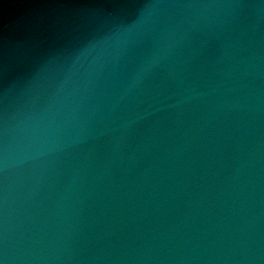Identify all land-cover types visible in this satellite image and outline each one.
Returning a JSON list of instances; mask_svg holds the SVG:
<instances>
[{
	"label": "water",
	"instance_id": "95a60500",
	"mask_svg": "<svg viewBox=\"0 0 264 264\" xmlns=\"http://www.w3.org/2000/svg\"><path fill=\"white\" fill-rule=\"evenodd\" d=\"M121 2H127V11L124 13V18H127L124 27L127 29L130 24L136 23L139 14L132 11L133 0H121ZM144 2H151L149 6L156 10L160 7V4L153 0H144ZM120 6L118 4L116 10ZM167 12L162 8L160 17L166 20V16L170 13ZM154 21L159 22L160 19L154 18ZM202 23L201 20L200 22L193 20L190 28L189 26L185 28L184 40L183 36L180 40V35L174 30L172 40H175V43L166 46L158 42L162 49L158 48L155 55L154 53L147 55L146 47L148 48L152 39L144 37L139 32L135 35L138 41L142 42L143 47H140L141 44L136 45L132 37L125 36L122 40L113 38L112 44L121 51L123 46V51L125 49L130 52L137 51L139 47L146 52L140 51L139 57L144 58L140 59V64L138 63L140 61L136 60L126 62L130 67H123V59L117 57L119 55L111 50H108L103 59L96 60L97 57L91 53L84 56L81 55V50L80 53L75 50L72 52L74 48L76 49L75 46L69 47L71 51L68 49L64 51V43L59 44L62 48L61 54L52 56L50 53L54 50L29 48L20 60L19 67L15 68L12 65L7 67L5 66L7 61L3 64L4 66L0 68V99L5 97L9 102L0 100V222L15 224V219L12 217H17L23 222L20 226L24 228L27 226L24 234H20L23 240L13 236L17 232L0 234V260L4 264H103L102 257L96 254V250L103 254L102 252L110 247L116 250V255H121L124 261L125 253L129 254L130 257L123 264H264V149L254 146L258 137L257 132L264 134V114L261 115V119L255 118L253 101L250 107L244 101L243 110H238L235 103L236 97L251 101L256 87L250 85L249 93L242 88L236 89L237 93L243 95L238 94L231 98L233 95L226 88V80L229 78L223 75L228 70L230 72L235 65L229 61L227 66L225 60L216 63L211 71L213 74L208 76L213 79L217 77L218 82L206 77L209 82L212 81L213 86L203 88L199 93V96L218 93L219 100L223 103L221 109L217 108L214 102L202 101V106L215 113L214 118L223 117L230 122L235 128L237 138L250 132V147L241 150L242 153L235 152L233 148L232 157L226 149V146L231 144L228 134L227 137L219 138L210 134L207 140H204L207 135L201 136L202 132L191 130L190 126L177 132L178 130L174 128L178 123L176 124L173 119L164 121L160 127H157L158 129L153 127L154 122L150 121L151 118L153 120L157 118L151 108H148L150 103L155 105V102L147 97V91L154 88L149 82L156 75L157 69L167 63L173 66V57L178 56L185 57L189 65H193L188 50L195 47L202 48V54H198L197 59L208 55L207 51L212 45L210 40L202 42L200 39L202 36L194 38ZM160 27L158 25V28ZM183 47L185 50H182ZM252 52L254 51L248 52L250 56L254 55ZM127 55L128 52H124V57ZM132 56L136 57L133 54ZM248 61L250 67L252 66L250 74L257 75L258 67L254 59ZM191 71L190 69L189 73ZM190 77L196 78L197 73H191ZM249 79L252 81L251 78ZM252 82L253 85H257L255 81ZM14 90L21 94L23 104L20 108H15L14 104H11V98H8ZM127 91L130 93L122 96V93ZM41 96L45 100L40 105ZM119 100L122 103H119ZM144 100L145 103H150L142 104ZM30 105L32 107L37 105V111L29 112ZM192 108L198 110L195 106ZM137 114H144L142 120ZM126 115L129 116L130 122H127ZM198 115V119L202 120L204 114L198 113ZM231 117L238 121L239 129L235 123H232ZM15 119L22 121L23 124L16 123ZM71 120L78 125L76 134L73 132L74 126ZM195 122L199 123L197 118ZM244 123L246 126L242 125ZM250 124H258L259 128L248 129ZM67 128L74 136H67L61 140V135L66 134ZM157 133L162 135L161 138L165 143L157 139ZM77 136L80 138L77 139L76 146L74 139ZM30 137L34 139L28 141ZM81 139L83 144L79 142ZM19 140H27L25 146L19 145ZM43 142L48 144L47 150L50 155L44 165H41L37 163L38 159L35 155L43 152ZM181 143L183 148L180 151ZM235 146L234 143L232 147ZM190 147L193 149L189 150ZM210 147L217 148L218 152H209ZM61 148L64 149L61 151ZM247 149H250V152H245ZM75 152L76 156L73 155ZM60 153L63 154L64 160H60L62 158ZM234 158L237 160V168L232 167ZM203 161L209 163L211 167L208 165L209 168H205L201 164ZM132 162L133 166H140L142 182L149 184L153 178L166 174V185L162 184L166 189L156 187L161 194L152 204L153 207L140 208L137 202L132 201L133 196L128 194L131 188H136L137 185L134 184L135 181L121 177L126 171L131 170ZM97 163L113 171L118 167L120 173L115 174L120 177L116 182L114 181L118 187L117 196L108 202L109 208L105 211L107 213L102 214L105 225L103 224L104 228L103 225L100 228L104 230L92 226L89 229L92 237L89 240L90 244L74 242V245L69 246L67 232L76 228L78 234L80 231L82 234L85 231L80 230V225H71L74 229L70 230L67 225L62 224L64 225L62 227L61 223L64 221L62 217L69 218V214H72L69 209L70 201L83 202L88 194L92 198L100 197L98 194L101 191L98 194H86L79 188L81 181L89 184L90 176H93L92 166ZM165 169L168 171L165 172ZM173 170L176 175H173ZM183 176L189 187L186 191H181V184L175 179H182ZM195 179L196 182H203L205 193L210 199L209 206L212 207L208 212L209 218L203 222L201 218L199 221L183 220L190 215V201L197 191V184L192 183ZM66 186L68 188L65 189ZM75 190L77 191L73 192ZM58 199L60 200L57 201ZM151 209L161 211L165 214L163 218L167 215L180 219L178 230L194 229L192 234H188L189 230H185L187 234L181 233L176 241L175 257L180 259L175 261L165 259L164 247L153 250L152 255L154 235L147 233L146 224L139 223L146 221L147 225L150 224L148 216H151ZM19 210L22 213H18ZM111 219H116L114 221L117 223L119 222L117 220H124L120 223L121 227L111 229L115 227ZM56 226L62 228L61 233H56L57 235L48 240L50 232L55 233ZM130 226L133 233L125 235ZM0 227L3 226L0 224ZM83 227L86 228L85 225ZM119 229L125 230L124 233L120 234L117 231ZM164 234L162 230L155 235L160 239ZM41 237L44 242L41 241ZM187 243H193L191 247L193 254L190 257L182 255L183 247ZM31 245L33 247L30 249ZM27 246L29 257L36 254L40 257L35 261L26 262L19 253L12 252L11 249ZM108 257L107 253L104 262L107 263Z\"/></svg>",
	"mask_w": 264,
	"mask_h": 264
},
{
	"label": "snow or ice",
	"instance_id": "6c2138e0",
	"mask_svg": "<svg viewBox=\"0 0 264 264\" xmlns=\"http://www.w3.org/2000/svg\"><path fill=\"white\" fill-rule=\"evenodd\" d=\"M0 264H4V262L2 260H0Z\"/></svg>",
	"mask_w": 264,
	"mask_h": 264
}]
</instances>
